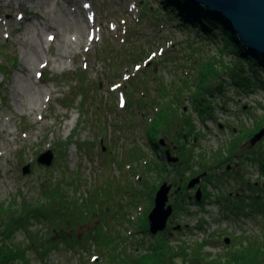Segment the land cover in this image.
I'll use <instances>...</instances> for the list:
<instances>
[{
  "label": "rangeland",
  "instance_id": "1",
  "mask_svg": "<svg viewBox=\"0 0 264 264\" xmlns=\"http://www.w3.org/2000/svg\"><path fill=\"white\" fill-rule=\"evenodd\" d=\"M159 5L0 0L2 262L127 264L161 239L146 228L162 182L174 186L166 234L191 254L231 264L262 232L263 217L244 212L264 210V136L251 143L264 89L238 87L221 41L180 31ZM152 126L176 164L152 149ZM47 150L49 167L36 162Z\"/></svg>",
  "mask_w": 264,
  "mask_h": 264
},
{
  "label": "trees",
  "instance_id": "2",
  "mask_svg": "<svg viewBox=\"0 0 264 264\" xmlns=\"http://www.w3.org/2000/svg\"><path fill=\"white\" fill-rule=\"evenodd\" d=\"M159 4L161 8L157 10L158 13L162 12V15L180 31L193 32L198 40L209 39L214 43L218 40L221 41L222 48H227L228 52L236 59L231 79L238 87H246L250 83L255 84L256 81L259 87L264 89V56L245 49L232 29L226 25L222 16L213 14L204 7L194 5L188 0H159ZM75 87H78L77 84L70 90ZM156 127L152 126L148 135V142L155 151L160 144V139L157 136L160 133V127ZM262 169L264 170V166ZM257 211V213L254 212L255 215L249 213L252 211L244 212V216L246 218L259 216L264 219L263 208L259 207ZM7 227L6 224L2 227L4 229H0V240L6 235ZM261 228L260 234L252 233L248 236L247 243L235 250L234 256L230 259L231 264H264V224H261ZM146 229L148 230V227ZM199 229H202V226ZM147 230L146 233H148ZM160 235L161 239L153 243L150 242L145 247L135 248L137 257H134L127 264H226L220 254H212L203 250L194 255L189 251L191 249L193 252L192 246L184 248V243L172 242L166 231ZM3 245H6V242L1 241L0 254L5 248ZM0 264H7V261L2 262L0 259Z\"/></svg>",
  "mask_w": 264,
  "mask_h": 264
},
{
  "label": "water",
  "instance_id": "3",
  "mask_svg": "<svg viewBox=\"0 0 264 264\" xmlns=\"http://www.w3.org/2000/svg\"><path fill=\"white\" fill-rule=\"evenodd\" d=\"M192 4L204 7L207 11L220 15L228 27L232 29L238 41L245 49L251 52H256L264 56V0H188ZM264 136V128L256 133L251 138V143L254 144ZM160 145H164V141L160 140ZM104 150V148H103ZM53 154L50 150L40 154L36 162L45 167L52 164ZM165 161L167 164L174 165L179 159L165 152ZM30 172L29 166L22 169V175ZM206 174H201L192 178L187 183L185 189L187 191L194 189L200 181V177ZM174 186L163 182L156 190L153 199V207L147 215L148 233L151 236L157 235L167 230V225L170 216L173 212V206L169 204L170 192ZM180 191L177 187L174 191ZM195 199H201L200 189H196ZM186 227V226H185ZM180 225L172 228L173 231H179ZM224 243L228 244L229 239L225 238Z\"/></svg>",
  "mask_w": 264,
  "mask_h": 264
},
{
  "label": "flooded vegetation",
  "instance_id": "4",
  "mask_svg": "<svg viewBox=\"0 0 264 264\" xmlns=\"http://www.w3.org/2000/svg\"><path fill=\"white\" fill-rule=\"evenodd\" d=\"M183 138H184V140L186 139L185 136H184ZM161 150H162V153H163L164 155H165V152H166V151L170 152V154L173 155L174 152H175V150H176V147L173 146V148L170 150V149L167 148V144H166V142H165L164 145L162 146ZM229 168H230V166H229ZM229 168H227V169H229ZM170 195H171V193H170ZM230 195H231V194H230Z\"/></svg>",
  "mask_w": 264,
  "mask_h": 264
},
{
  "label": "bare ground",
  "instance_id": "5",
  "mask_svg": "<svg viewBox=\"0 0 264 264\" xmlns=\"http://www.w3.org/2000/svg\"><path fill=\"white\" fill-rule=\"evenodd\" d=\"M41 39L37 38V43H40ZM31 46V45H30ZM31 50H35L36 51V47L30 48Z\"/></svg>",
  "mask_w": 264,
  "mask_h": 264
}]
</instances>
